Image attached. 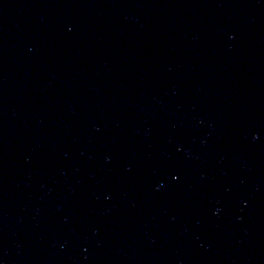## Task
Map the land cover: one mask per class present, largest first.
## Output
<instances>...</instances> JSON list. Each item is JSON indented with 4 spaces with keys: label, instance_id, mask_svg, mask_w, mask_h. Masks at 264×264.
I'll use <instances>...</instances> for the list:
<instances>
[{
    "label": "water",
    "instance_id": "1",
    "mask_svg": "<svg viewBox=\"0 0 264 264\" xmlns=\"http://www.w3.org/2000/svg\"><path fill=\"white\" fill-rule=\"evenodd\" d=\"M0 264H264V0H0Z\"/></svg>",
    "mask_w": 264,
    "mask_h": 264
}]
</instances>
